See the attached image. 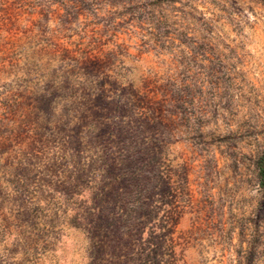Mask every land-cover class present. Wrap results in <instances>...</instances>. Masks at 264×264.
<instances>
[{
	"label": "rangeland",
	"instance_id": "obj_1",
	"mask_svg": "<svg viewBox=\"0 0 264 264\" xmlns=\"http://www.w3.org/2000/svg\"><path fill=\"white\" fill-rule=\"evenodd\" d=\"M264 0H0V264H264Z\"/></svg>",
	"mask_w": 264,
	"mask_h": 264
},
{
	"label": "trees",
	"instance_id": "obj_2",
	"mask_svg": "<svg viewBox=\"0 0 264 264\" xmlns=\"http://www.w3.org/2000/svg\"><path fill=\"white\" fill-rule=\"evenodd\" d=\"M257 174L259 182L264 187V154L258 159L256 163Z\"/></svg>",
	"mask_w": 264,
	"mask_h": 264
}]
</instances>
